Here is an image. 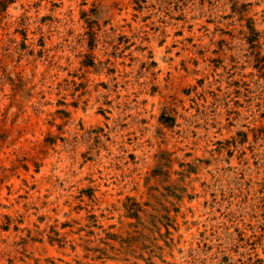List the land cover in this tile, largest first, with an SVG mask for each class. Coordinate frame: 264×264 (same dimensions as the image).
Here are the masks:
<instances>
[{"label":"rangeland","instance_id":"374dc122","mask_svg":"<svg viewBox=\"0 0 264 264\" xmlns=\"http://www.w3.org/2000/svg\"><path fill=\"white\" fill-rule=\"evenodd\" d=\"M0 264H264V0H0Z\"/></svg>","mask_w":264,"mask_h":264}]
</instances>
